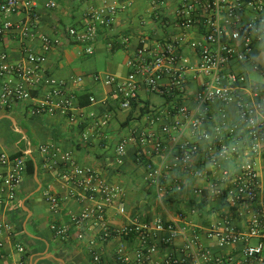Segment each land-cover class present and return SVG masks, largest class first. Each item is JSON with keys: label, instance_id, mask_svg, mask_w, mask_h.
Wrapping results in <instances>:
<instances>
[{"label": "built area", "instance_id": "obj_1", "mask_svg": "<svg viewBox=\"0 0 264 264\" xmlns=\"http://www.w3.org/2000/svg\"><path fill=\"white\" fill-rule=\"evenodd\" d=\"M149 21L154 23L149 32H143L126 60L124 77L106 72L94 75L102 79L116 97L121 108H139L137 116L143 121L131 125L116 151V163L124 164L128 146L134 147L135 161L143 165L151 184L159 194H169V187L180 188L183 174L205 177L207 171L195 165L196 156L202 150L201 140H207L205 158L221 170L226 185L216 188L217 194L230 206L250 204L258 199L260 172L256 154L264 156V83L251 82L245 71L236 70L237 64L249 65L263 72L256 59L257 47L264 43V0H145ZM133 1L104 2L88 9L87 22L82 26L66 29L65 40L83 44L88 54L94 52V44L101 32L116 21L119 9H127ZM39 0H0V42L11 35L20 44L19 59L9 60L8 52H0V107L23 106L33 115L51 114L56 111L69 114L74 121V110L81 106L68 80L50 73L46 68L48 54L61 43L62 38L40 29ZM44 6L54 8V0H44ZM145 18L138 24L144 27ZM129 39L124 37L122 43ZM112 48V41L107 42ZM75 82L83 81L82 77ZM196 88L192 89V83ZM163 98L157 105L140 101L142 90ZM193 90V92H191ZM189 99L194 101L190 103ZM90 102L96 101L94 96ZM214 102L234 104L238 119L246 124L249 136L248 158L231 170L222 163L240 152L236 140H228L221 133L222 121L215 133L204 128L213 118L209 112ZM140 105V107L138 106ZM96 129L105 128L111 114L104 110L93 114ZM227 134L237 139L235 128ZM86 138L87 133L83 134ZM195 139H192V137ZM40 151L48 167L59 166L60 178L69 188L81 210L71 213L68 222L51 225L60 238L70 236L77 229V238H86L85 227L98 225L99 237L121 236L133 239L135 264H254L264 261V218L259 211L248 221L247 229L235 225H214L206 231L213 245L201 242L197 231L188 227L187 218L130 217L128 222L112 225L107 222L110 208L125 215V192L119 184L106 180L91 166L75 161L71 151L61 150L55 144H43ZM0 186L7 198L13 199L26 172V157L0 154ZM170 181L169 185H165ZM199 201H204L203 188L195 190ZM47 202L53 210L60 207V197L47 191ZM196 211L195 208L192 210ZM13 231L9 222L0 221L1 231ZM103 230V232H102ZM251 239H256L251 242ZM3 241L0 238V246ZM239 246L224 252L229 246ZM94 264L102 263L96 237L88 239ZM161 248L165 254L160 261L153 256ZM213 248H217L214 251ZM19 252L24 251L17 244ZM115 261L124 264L132 257L119 247Z\"/></svg>", "mask_w": 264, "mask_h": 264}, {"label": "crops", "instance_id": "obj_2", "mask_svg": "<svg viewBox=\"0 0 264 264\" xmlns=\"http://www.w3.org/2000/svg\"><path fill=\"white\" fill-rule=\"evenodd\" d=\"M54 1L56 6L48 9L43 4L44 0H39L37 8L40 12V29L62 38L61 43L48 54L45 65L50 73L68 80L76 102L81 107L74 110V121L69 119L68 113L60 111L33 115L23 106L0 107V154L14 155L22 150L35 161V173L29 175L25 172L13 199H8L6 191L0 186V221L9 222L13 226L12 232H0L3 241L0 246V264H94L88 247V239L91 237H96L102 255L101 264H119L115 261V253L119 247H123L132 257V261L124 264H135L133 260L136 241L121 236L102 235L101 239L98 225L85 227L86 238L83 240L77 238L75 227L67 238L55 235L51 225L68 222L71 213L81 210V204L69 195L68 186L60 178L62 169L59 166L48 167V162L40 151L43 144L53 143L61 150L71 151L77 163L91 166L106 180L122 186L127 214L121 215L115 208H110L107 214L109 224H124L135 215L177 219L181 214L187 218L190 228L188 232L191 229L197 231L201 242L213 245L205 234L208 228L231 224L240 230H246L249 218L254 212L259 211L264 218V156L261 154L255 156L260 172L258 199L239 206L228 205L216 192L218 186L226 185L227 182L222 179L220 168L205 158L207 140H201L202 150L195 159V165L207 171V175L195 177L192 174H183L180 188L169 187V194H159L151 184L146 168L135 161L132 145L128 146L124 164L116 163L119 141L128 134L131 125L142 122L143 117H136L139 108L133 107L131 118L125 125L122 124L132 110L121 108L116 97L110 93L109 87L102 79L95 80L94 75L106 72L120 77L126 75V60L133 54L139 36L151 29L149 26L146 27L149 30L144 31L145 28L138 24L140 17H149L147 8L143 6L144 0H130L133 3L127 9L118 10L115 23L101 32L92 54L86 53L83 44L65 40L67 27L85 24L88 19L86 11L102 5L105 1L122 3L127 0ZM124 37L129 39L127 44L122 43ZM109 41L113 43L112 48L107 46ZM1 51L8 52L9 60H17L20 44L11 35H6L0 42ZM256 59L264 68V43L258 45ZM106 61L111 71H102V62ZM233 67L245 71L251 82L264 83L263 72L255 71L246 64ZM252 71L258 73L261 78H251ZM78 77H82L83 81L75 82ZM196 86L194 82L191 88ZM91 96H94L96 101L90 102ZM81 99L88 103L81 105ZM162 100L163 98L155 93L144 89L141 91L140 101L148 103L149 106L160 104ZM189 102L194 103L191 99ZM104 110L111 114L109 124L105 128L96 129L93 127V114ZM209 112L213 120L207 122L204 128L214 134L216 125L222 121L221 115L225 113L221 133L228 140H236L239 145L240 152L222 163L223 167L234 170L240 161L250 156L246 124L238 119L234 104L214 102ZM261 114L264 116V110ZM229 128H235L237 139L227 134ZM84 133H87L86 138ZM2 169L0 165V170ZM169 184L170 181H166L165 185ZM197 188H203L206 194L204 201L198 202L199 198L195 193ZM47 191H52L60 197V207L56 211L46 200ZM193 208L196 211L193 212ZM255 241L256 239H251V242ZM17 244L24 246L23 252L16 249ZM239 246L241 245L229 246L223 251L236 253ZM213 250L217 251V248ZM164 254L165 250L161 248L153 256V260L160 261ZM254 264H264V261H256Z\"/></svg>", "mask_w": 264, "mask_h": 264}, {"label": "trees", "instance_id": "obj_3", "mask_svg": "<svg viewBox=\"0 0 264 264\" xmlns=\"http://www.w3.org/2000/svg\"><path fill=\"white\" fill-rule=\"evenodd\" d=\"M81 105H85L88 102L83 101L82 99L80 100ZM133 113V110L130 112V114L128 115V118L122 122V124H126L129 119L131 118V115ZM13 156H26V172L29 175H33L35 173V161L32 157L25 155L24 152L22 150H19L18 152H16Z\"/></svg>", "mask_w": 264, "mask_h": 264}, {"label": "rangeland", "instance_id": "obj_4", "mask_svg": "<svg viewBox=\"0 0 264 264\" xmlns=\"http://www.w3.org/2000/svg\"><path fill=\"white\" fill-rule=\"evenodd\" d=\"M144 3H145V5H143V6H145V8H147L148 7V4H147V2L145 0H144ZM145 18L147 20V23H146V25L143 28H145L144 31H146V30L148 31L149 29L146 28V27L152 26V25H154V23H152L151 21H149V17H147V15H145ZM102 71H111L110 68H109V66H108L107 61L106 62H102ZM250 77L251 78H254V79L261 78V77H259V74L256 73L255 71H252L251 72Z\"/></svg>", "mask_w": 264, "mask_h": 264}]
</instances>
